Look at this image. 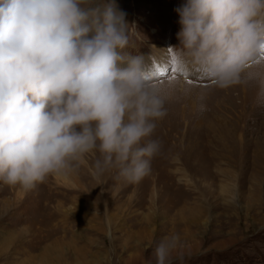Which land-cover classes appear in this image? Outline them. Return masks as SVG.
Segmentation results:
<instances>
[{"label": "rangeland", "instance_id": "374dc122", "mask_svg": "<svg viewBox=\"0 0 264 264\" xmlns=\"http://www.w3.org/2000/svg\"><path fill=\"white\" fill-rule=\"evenodd\" d=\"M184 2L115 0L135 45L125 51L168 70L155 74L170 86L150 173L94 175V150L30 190L0 181V253H12L0 264H155L173 236L171 264H264V67L228 88L185 71L170 48Z\"/></svg>", "mask_w": 264, "mask_h": 264}, {"label": "clouds", "instance_id": "9594fccd", "mask_svg": "<svg viewBox=\"0 0 264 264\" xmlns=\"http://www.w3.org/2000/svg\"><path fill=\"white\" fill-rule=\"evenodd\" d=\"M177 63L219 88L264 67V0H185ZM115 0H0V181L26 190L67 174L94 150V175L129 183L151 171L167 114L152 57L134 47ZM264 95V91H262ZM205 111V105H199ZM178 237L155 247L171 264Z\"/></svg>", "mask_w": 264, "mask_h": 264}, {"label": "snow or ice", "instance_id": "6c2138e0", "mask_svg": "<svg viewBox=\"0 0 264 264\" xmlns=\"http://www.w3.org/2000/svg\"><path fill=\"white\" fill-rule=\"evenodd\" d=\"M261 58H264V49H262V51H261ZM166 72H168L167 69H163V68L158 67L155 74H158L160 76H164ZM185 74H187V73L185 72ZM169 78L170 79L173 78V77H171L170 73H169Z\"/></svg>", "mask_w": 264, "mask_h": 264}, {"label": "bare ground", "instance_id": "6f19581e", "mask_svg": "<svg viewBox=\"0 0 264 264\" xmlns=\"http://www.w3.org/2000/svg\"><path fill=\"white\" fill-rule=\"evenodd\" d=\"M153 45L157 47L156 44H153ZM9 239H10V238H9ZM11 240H12V239H11ZM4 243H5V242H4ZM9 244H10V243L5 244V247H6L7 249H8V247H9ZM3 247H4V246H3ZM5 247H4V248H5ZM12 247H13V246H12ZM1 248H2V247H1ZM10 248H11V247H10ZM6 251H7V250H6ZM8 252H10V250L7 251V252H5V251L2 249V250H1V253H0V256H3V255L5 256V254H6V256L9 258V257L11 256L12 253L9 254ZM13 254H14V253H13ZM44 259H45V258H44Z\"/></svg>", "mask_w": 264, "mask_h": 264}]
</instances>
